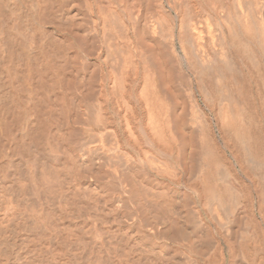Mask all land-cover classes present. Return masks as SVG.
Wrapping results in <instances>:
<instances>
[{"label":"bare ground","instance_id":"bare-ground-1","mask_svg":"<svg viewBox=\"0 0 264 264\" xmlns=\"http://www.w3.org/2000/svg\"><path fill=\"white\" fill-rule=\"evenodd\" d=\"M0 264H264V0H0Z\"/></svg>","mask_w":264,"mask_h":264}]
</instances>
